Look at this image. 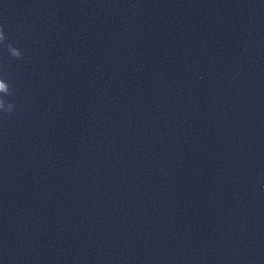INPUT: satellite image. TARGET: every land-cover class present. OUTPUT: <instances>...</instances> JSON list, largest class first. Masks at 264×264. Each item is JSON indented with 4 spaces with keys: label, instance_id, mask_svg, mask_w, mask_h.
<instances>
[{
    "label": "water",
    "instance_id": "1",
    "mask_svg": "<svg viewBox=\"0 0 264 264\" xmlns=\"http://www.w3.org/2000/svg\"><path fill=\"white\" fill-rule=\"evenodd\" d=\"M0 264H264V0H0Z\"/></svg>",
    "mask_w": 264,
    "mask_h": 264
},
{
    "label": "clouds",
    "instance_id": "2",
    "mask_svg": "<svg viewBox=\"0 0 264 264\" xmlns=\"http://www.w3.org/2000/svg\"><path fill=\"white\" fill-rule=\"evenodd\" d=\"M0 46L7 49L10 57L15 59H22L23 52L20 48L14 46L12 43L7 42V37L4 28L0 25ZM13 89L3 77H0V113L12 114L15 109V104L5 100V97L13 95ZM2 118V117H0Z\"/></svg>",
    "mask_w": 264,
    "mask_h": 264
}]
</instances>
